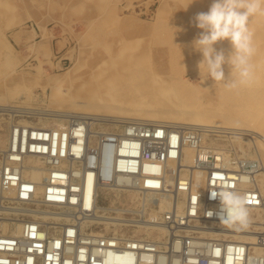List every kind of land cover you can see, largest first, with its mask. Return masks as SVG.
Segmentation results:
<instances>
[{
    "label": "built area",
    "instance_id": "built-area-1",
    "mask_svg": "<svg viewBox=\"0 0 264 264\" xmlns=\"http://www.w3.org/2000/svg\"><path fill=\"white\" fill-rule=\"evenodd\" d=\"M48 113L0 105V264H264V163L233 136L90 117L43 128ZM225 189L247 196V229L219 221L211 192Z\"/></svg>",
    "mask_w": 264,
    "mask_h": 264
},
{
    "label": "rangeland",
    "instance_id": "rangeland-1",
    "mask_svg": "<svg viewBox=\"0 0 264 264\" xmlns=\"http://www.w3.org/2000/svg\"><path fill=\"white\" fill-rule=\"evenodd\" d=\"M238 2L247 5L249 0ZM256 2L259 10L249 16L247 21L253 48L248 60L250 75L247 79L242 78L238 70H233L227 64L224 72L225 77L229 71H233L235 74L229 72L233 80L239 78L238 80L250 82L244 83V86L247 84L246 87L251 83L257 85L255 87L258 92L244 93L246 100H242L252 104L256 100L248 101V97L253 95L254 99L255 95L258 96L256 99L260 105L255 103L257 106L253 109L255 112L254 116L251 115L253 118L250 122L264 131V0ZM210 3L211 0H0V96L6 95L5 99L9 100V103L0 105L23 102L28 107L42 111H73L70 104H59L60 101L64 102L66 95H57L55 101H52L57 84L48 81L49 78H63L73 67L78 68L80 75L73 85H68H71L68 93L76 88L90 89V76L101 82H110L127 66L164 77L173 73V79L183 77L197 84L200 81L199 74L206 75V70L203 66L199 70L201 55L192 48V41L199 31L194 27L193 18L197 13L207 11ZM165 38L168 41L166 43ZM217 47L226 56L231 52L227 42H222ZM131 55H134L133 58ZM154 55L159 58H154ZM170 58L173 62L177 61V64L172 63ZM161 61L166 63L163 65ZM208 79L212 80L209 76ZM214 85L203 87L199 99L207 100L213 93L217 95L219 89ZM231 93L223 95L231 96ZM83 99L85 98L80 97L77 101ZM229 104L232 107L234 103H228L227 106ZM47 117L41 122L44 126L62 123L56 118ZM238 140L243 142L245 148L249 147L248 139L245 141L235 136L225 143L239 147Z\"/></svg>",
    "mask_w": 264,
    "mask_h": 264
},
{
    "label": "bare ground",
    "instance_id": "bare-ground-1",
    "mask_svg": "<svg viewBox=\"0 0 264 264\" xmlns=\"http://www.w3.org/2000/svg\"><path fill=\"white\" fill-rule=\"evenodd\" d=\"M175 33L178 34L180 32H175ZM171 35H173V33H171ZM161 37L162 36H160V38ZM178 38L179 37H177V39ZM160 40L164 41V39H160ZM166 41L167 39L165 40V43ZM123 53L126 54L125 52ZM127 53L129 54V52ZM132 56L134 55H131V58H133ZM156 56L154 58H159ZM168 56H170V54ZM126 58H129V57H126ZM131 58L130 60H132ZM178 58L181 59V57H178ZM172 59H174V57ZM159 60H161V58ZM170 61H172L171 58H170ZM161 62L163 63V65L164 63H166L165 61L164 62L161 61ZM172 63L177 64V61L176 62L172 61ZM169 66H172V65L170 64ZM159 69L160 68H158V70ZM177 69L179 68L177 67ZM171 72L173 71H170V73ZM229 72L233 73V71H229ZM229 72L228 74H226L228 76H226L225 77L226 79L223 81H212L208 79L207 74L206 75L199 74L200 81L199 83L195 84L189 79H185L183 77H180V78L176 77L178 79L175 78L176 79L175 80L173 79L174 77H172L173 73L171 76H167L165 73L167 77H164L161 75L158 76L156 74L153 75L152 73L146 72L145 70H142L140 68H135L134 66H127L125 67V70L118 72L116 76L112 78L110 82L108 80L105 81L107 84L105 82H101L100 80L98 81V79L95 80L93 79V77L90 76V79L88 78L91 84L90 89L88 88V89L83 90L80 88H76L72 93H68L67 91L69 90V87L71 86L70 85L68 87V85L69 84L73 85V83L79 79V75H80V73L78 75V68L73 67L66 73L65 76H63V78L55 79V80L49 78L48 81L51 80L57 84L56 90L52 94V101L53 102L55 101L54 99L57 97V95H66L64 102L58 101L59 104H63V103H67V105L70 104L74 108V110L73 111L49 110L50 112L48 111L49 113L47 115L49 117L56 118L60 121L70 118V117L71 118L90 117L94 120H99V121L103 119H108V118H111L114 120L131 119V120H140V121L157 123V124H169V125H174V126H179V127L212 128L216 132L221 133V134H226L229 137L235 136L237 138L244 139V140L248 139L249 140L248 148H245L243 145V142L241 140H238L240 143V145L238 144L239 149L242 152L241 156L248 157V158L258 156L259 159L264 161V131L259 129L260 127L259 128L255 127L257 124L253 125L251 123L252 121L250 122V120H252L253 118V117L251 118V115L254 116V112H255L253 111V109L255 106H257L256 104H258L257 99H256V97L258 96L255 95L256 97L254 96L255 98L253 99L252 98L253 95H252L250 96L252 98L251 99L247 95L248 101L249 99L252 101L256 100L254 102L250 101L252 102V104H247L245 101H243V100H246V98L244 97L245 96L244 93L255 94L254 93L255 91L258 92L257 90L258 88H256L257 85L255 84L253 85L251 83V84H248V86L246 87L247 84H245L244 86V83H250V82L243 81L242 79L238 80L239 78L236 80H233L230 76L231 73ZM170 73H168V75ZM176 74L177 73H175L174 71V75ZM211 84H215L214 87L217 86L216 88L219 89V92L217 93V95H213L214 94L213 93L212 94L213 96L211 95V97H208L207 100L199 99V94H201L203 87L207 85H211ZM231 91L233 92L231 93ZM228 93H231V96H228L229 95ZM223 94H228V95L226 96ZM80 97L85 98V99L77 101V99ZM5 98H6V95L0 96V104L9 103V100ZM242 101L245 103H243ZM228 103H234V104L231 107L230 104H229L230 106H227ZM258 105H260V103ZM256 110H259V109H256ZM40 125L43 128L52 127L50 125H45V126L42 124ZM251 149L254 150L253 153L251 152ZM262 170L263 172H262L261 186L264 191V168ZM40 177H41L40 174H35L33 176V179L39 180Z\"/></svg>",
    "mask_w": 264,
    "mask_h": 264
},
{
    "label": "clouds",
    "instance_id": "clouds-1",
    "mask_svg": "<svg viewBox=\"0 0 264 264\" xmlns=\"http://www.w3.org/2000/svg\"><path fill=\"white\" fill-rule=\"evenodd\" d=\"M259 10L256 0H249L247 5L238 0H211L207 11L197 13L193 18L194 27L199 31L192 41V48L201 55L198 64L206 70L213 81L225 80L224 66L238 70L242 78L250 75L249 57L253 53L252 34L247 28L249 16ZM227 42L231 52L225 55L217 45ZM234 86V85H232ZM212 199H219V221L228 228L242 231L249 227L250 213L247 196L232 190L211 192ZM208 211L207 216H211ZM110 255L105 254V264H110Z\"/></svg>",
    "mask_w": 264,
    "mask_h": 264
}]
</instances>
